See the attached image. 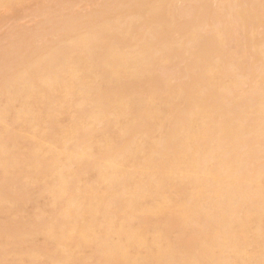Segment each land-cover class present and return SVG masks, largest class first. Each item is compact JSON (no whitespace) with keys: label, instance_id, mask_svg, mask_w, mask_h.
Listing matches in <instances>:
<instances>
[{"label":"bare ground","instance_id":"1","mask_svg":"<svg viewBox=\"0 0 264 264\" xmlns=\"http://www.w3.org/2000/svg\"><path fill=\"white\" fill-rule=\"evenodd\" d=\"M0 264H264V0H0Z\"/></svg>","mask_w":264,"mask_h":264},{"label":"rangeland","instance_id":"2","mask_svg":"<svg viewBox=\"0 0 264 264\" xmlns=\"http://www.w3.org/2000/svg\"><path fill=\"white\" fill-rule=\"evenodd\" d=\"M22 23H23V24H28L29 21H28V20H24V21H22ZM5 30H6V28H5Z\"/></svg>","mask_w":264,"mask_h":264}]
</instances>
